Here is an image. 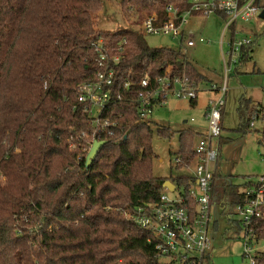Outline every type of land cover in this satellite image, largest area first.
Segmentation results:
<instances>
[{"label": "trees", "instance_id": "1", "mask_svg": "<svg viewBox=\"0 0 264 264\" xmlns=\"http://www.w3.org/2000/svg\"><path fill=\"white\" fill-rule=\"evenodd\" d=\"M167 2L122 0L121 6L127 14L133 6L163 11ZM258 4L264 8V0ZM103 5V0H0V264H161L153 233L128 215L159 202L167 180L181 187L183 205L195 211L190 191L196 179L186 169L197 160L193 147L201 133L180 131L182 161L170 176H156L152 120L137 117L135 99L146 89L145 78L199 84L206 77L182 48L151 47L134 29L97 28ZM100 37L115 50L127 40L116 76L123 99L114 105L126 134L119 142L107 140L87 168L86 153L80 159L83 150L73 149L70 139L88 127L87 117L74 109L76 88L96 78L91 44ZM253 48L254 43L244 49L235 73ZM257 109L250 99L240 100L243 135ZM157 132L166 139L174 135L170 126ZM221 148L222 143L220 158ZM246 187L229 182L219 161L212 204H220L233 230L231 215ZM258 264H264V252Z\"/></svg>", "mask_w": 264, "mask_h": 264}, {"label": "built area", "instance_id": "2", "mask_svg": "<svg viewBox=\"0 0 264 264\" xmlns=\"http://www.w3.org/2000/svg\"><path fill=\"white\" fill-rule=\"evenodd\" d=\"M163 11L133 10L126 15L136 22L137 27H126L140 32L144 37L148 35H163L177 39L181 43L195 46L197 41L204 43L202 35L194 36L188 32L190 17L193 15H219L225 18L222 36L226 33L229 38L224 50L222 42V56L224 61V85L212 82L209 90L218 94L210 100L206 112L208 131L200 136L194 144L193 150L197 154L195 173L196 185L190 191L195 201V211L192 212L183 205V192L179 197L170 198L165 192L159 202L143 205L128 215L136 224L152 232L155 236L156 257L161 264H204L214 250L215 229L212 204V182L214 173L219 165L220 137L223 131V109L226 104L225 95L228 91V78L235 70L243 56L244 49L254 43V38L243 27L251 21L259 22L264 8L259 6V0H166ZM250 31V30H249ZM127 40L118 43L116 50L100 37L91 46L97 54L99 70L94 81L85 82L76 88L77 101L75 110L81 111L87 117V129L80 134L73 135L70 144L73 149L81 148L87 157L95 141H121L126 129L115 118L114 105L123 99L121 83L116 82L117 65L125 55ZM207 42H210L208 40ZM155 83V85H153ZM145 78L141 85L145 91L141 92L136 103L137 117L142 121L152 120L157 107L166 105L171 97L179 99H197L200 88L196 82L187 79L171 81L168 76L155 79V82ZM126 83L125 90L130 88ZM47 88V85L45 86ZM263 128L264 105L251 114L250 129ZM260 145L264 148V131ZM264 160V159H263ZM174 161L181 162L176 155ZM176 185V184H175ZM167 189V188H166ZM177 189V186H176ZM175 189V190H176ZM174 190V191H175ZM244 201L239 203L233 211L239 220L235 221V228L239 229L243 240L242 258L246 264H258L264 252V173L256 181L250 180L244 189ZM223 212V211H222ZM233 219V218H232ZM232 226V224H231Z\"/></svg>", "mask_w": 264, "mask_h": 264}, {"label": "rangeland", "instance_id": "3", "mask_svg": "<svg viewBox=\"0 0 264 264\" xmlns=\"http://www.w3.org/2000/svg\"><path fill=\"white\" fill-rule=\"evenodd\" d=\"M122 0H103L102 10L96 14L97 28L104 31H115L126 27H137L131 16H127L121 6ZM225 18L219 15L190 17L188 32L191 35L200 33L210 42H198L195 46L181 43L163 35H148L146 40L154 48H182L187 57L205 75L206 80L196 83L200 88L197 96V104L191 106L189 99L171 97L165 106L158 107L153 112L151 126L154 129L153 148L155 151L154 174L158 177H168L171 169L176 165L174 158L179 150V133L192 127L201 132L208 131V123L205 122L204 113L209 103V98H217L218 94L209 90L212 82L224 85V61L222 56V42H226L229 34L223 37ZM248 35L254 38V48L248 61H246L235 73L231 71L225 95V106L223 109V131L219 140L222 143L220 166L221 172L234 185H246L250 180L256 181L258 176L264 173V148L259 140L263 134V128L250 129L246 135L238 131L240 119L238 108L243 97L250 99L254 104L264 105V18L259 22L251 21L243 26ZM250 30V31H249ZM190 33V32H189ZM224 50H227L224 43ZM188 120V124H184ZM191 120H194L192 122ZM159 126H170L174 135L170 139L159 136ZM175 172V170H174ZM188 173H195V164ZM181 187L175 191L165 190L170 198L179 197ZM215 229L212 230L214 250L207 257L204 264H246L243 260V238L238 228L231 229L227 213L222 212L220 204L213 207ZM233 221L239 220L238 216L232 214Z\"/></svg>", "mask_w": 264, "mask_h": 264}, {"label": "water", "instance_id": "4", "mask_svg": "<svg viewBox=\"0 0 264 264\" xmlns=\"http://www.w3.org/2000/svg\"><path fill=\"white\" fill-rule=\"evenodd\" d=\"M261 17L264 18V11L261 13ZM105 145L104 141H95L93 147L91 148L90 152L88 153L87 157H86V165L87 168L92 164V162L95 160V158L98 155V152L100 151V149ZM165 188H167L170 191H174L176 189V185L170 181L167 180L165 182Z\"/></svg>", "mask_w": 264, "mask_h": 264}, {"label": "crops", "instance_id": "5", "mask_svg": "<svg viewBox=\"0 0 264 264\" xmlns=\"http://www.w3.org/2000/svg\"><path fill=\"white\" fill-rule=\"evenodd\" d=\"M191 31H192V30H189L190 33H191ZM193 35L197 37V36H200V35H202V34H200V33H194ZM263 88H264V86H263ZM211 99H213V98H212V97L209 98V103L207 104V107H206V110H205V113H204V119H205V122H207L205 116H206V112H207V109H208V107H209V104H210V100H211ZM189 103H190L191 106H195V105L197 104V99H196V104H195V105H192V103H191L190 101H189ZM259 104H263V103H259ZM259 104H258V105H259ZM157 108H158V107H157ZM152 117H153V116H152ZM191 121L194 122V120H191ZM188 123H189L188 120H184V124H188ZM186 129H193V130H195V131L201 133V135H202V134H205L204 132H201V131H199L198 129H195V128H192V127H186ZM201 135H200V136H201Z\"/></svg>", "mask_w": 264, "mask_h": 264}]
</instances>
